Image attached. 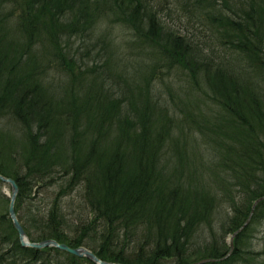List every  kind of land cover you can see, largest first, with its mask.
<instances>
[{"label": "trees", "instance_id": "obj_1", "mask_svg": "<svg viewBox=\"0 0 264 264\" xmlns=\"http://www.w3.org/2000/svg\"><path fill=\"white\" fill-rule=\"evenodd\" d=\"M188 1L208 54L152 0H0V174L31 241L122 264H264V237L252 243L264 199L224 257L264 195V0ZM173 68L200 89L177 110L158 84ZM57 181L47 209H33ZM79 185L88 216L70 222L58 199ZM7 202L0 194V264H94L21 247Z\"/></svg>", "mask_w": 264, "mask_h": 264}, {"label": "rangeland", "instance_id": "obj_2", "mask_svg": "<svg viewBox=\"0 0 264 264\" xmlns=\"http://www.w3.org/2000/svg\"><path fill=\"white\" fill-rule=\"evenodd\" d=\"M152 4L164 26L180 36H185L186 38L188 36L193 37L194 45L202 48L204 54L212 52V49L208 46L209 31L204 25L197 21V13H194L193 7L188 0H152ZM116 32L125 37L130 36L129 30L125 28H122L121 30L117 29ZM117 37L121 38L122 36L119 35ZM217 51L220 54L222 53V49H218ZM161 70L163 72L166 71L165 68H162ZM161 80H163V82ZM158 82L159 81H157V83ZM168 82L174 83V88H172L171 91L167 88ZM158 84L161 87L159 91L161 102L164 104H171L173 110H177L174 100L176 102L185 99L195 90H200L192 78L188 77L187 72L185 70H180V68H173L169 74H161L160 83ZM176 88L178 89L177 93L175 91ZM208 106L214 107L213 104ZM208 106L203 109L211 112ZM62 183L63 182L57 181L51 186L40 189L39 192H35V198L32 199L34 204L33 209L38 208L40 211L47 209L50 203L54 200V196H56V192L60 189ZM82 192L83 187L79 185L74 187L69 194L63 195L58 199L63 215L67 220H70V222H76V218L78 219V217L84 216L86 218L88 216L87 212H85L87 209L83 204ZM0 194L8 197L9 187L7 184L0 183ZM225 209L227 210L228 208ZM253 228L252 243L254 247H259L264 237V217L257 218L254 221ZM229 237L230 236H226L224 238V241L228 244Z\"/></svg>", "mask_w": 264, "mask_h": 264}, {"label": "water", "instance_id": "obj_3", "mask_svg": "<svg viewBox=\"0 0 264 264\" xmlns=\"http://www.w3.org/2000/svg\"><path fill=\"white\" fill-rule=\"evenodd\" d=\"M0 182L3 184H7L9 187V195H8L6 212H7L8 218L10 220L11 226L13 227V229L16 232V237H17L18 243L21 247H31V248H36V249H40V248H44V247H54V248L65 251V252L72 254L74 256H77V257L88 258L94 264H122L120 262H112V261L102 260L94 252H92V250H90L84 246L72 247V246H69L68 244H66L64 242H58L57 240L52 239V238H46V239H43L40 241H31L29 239V237H27V235L25 234L20 222L18 221V219L16 217L14 209H13V203H14L16 192H17V186H16L14 180L0 174ZM262 199H264V195L253 201V203L251 205V210H250L249 216L247 217L244 224L242 226H240L236 231H234L230 235L229 240H228L229 250L224 257L228 256L232 252V249H233L232 240H233L234 236H236V234L239 231H241L242 228L250 221V218L254 212L255 206ZM215 260H216L215 258H205V259H201V260L192 262L190 264H201L204 262L215 261Z\"/></svg>", "mask_w": 264, "mask_h": 264}]
</instances>
